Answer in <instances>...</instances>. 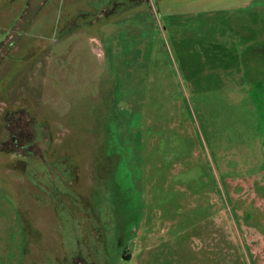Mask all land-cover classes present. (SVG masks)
<instances>
[{"label":"rangeland","instance_id":"rangeland-1","mask_svg":"<svg viewBox=\"0 0 264 264\" xmlns=\"http://www.w3.org/2000/svg\"><path fill=\"white\" fill-rule=\"evenodd\" d=\"M0 264H264V0H0Z\"/></svg>","mask_w":264,"mask_h":264},{"label":"flooded vegetation","instance_id":"flooded-vegetation-1","mask_svg":"<svg viewBox=\"0 0 264 264\" xmlns=\"http://www.w3.org/2000/svg\"><path fill=\"white\" fill-rule=\"evenodd\" d=\"M12 153H13V152H12ZM15 153H21V152H19V151H18V152H14V154H15ZM29 153H33L34 155H36V154H37V153H35V151H32V152H31V151H29ZM26 154H27V153H26Z\"/></svg>","mask_w":264,"mask_h":264}]
</instances>
